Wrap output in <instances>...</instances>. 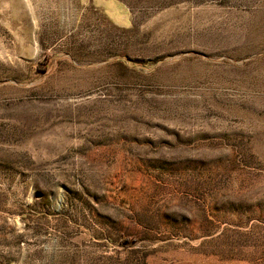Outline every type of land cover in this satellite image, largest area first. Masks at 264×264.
Here are the masks:
<instances>
[{"label":"rangeland","instance_id":"rangeland-1","mask_svg":"<svg viewBox=\"0 0 264 264\" xmlns=\"http://www.w3.org/2000/svg\"><path fill=\"white\" fill-rule=\"evenodd\" d=\"M0 264H264V0H0Z\"/></svg>","mask_w":264,"mask_h":264}]
</instances>
